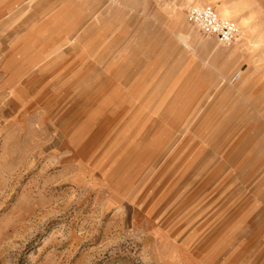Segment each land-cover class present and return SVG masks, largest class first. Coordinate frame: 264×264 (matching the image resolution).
I'll list each match as a JSON object with an SVG mask.
<instances>
[{
	"label": "rangeland",
	"instance_id": "obj_1",
	"mask_svg": "<svg viewBox=\"0 0 264 264\" xmlns=\"http://www.w3.org/2000/svg\"><path fill=\"white\" fill-rule=\"evenodd\" d=\"M0 264H264V0H0Z\"/></svg>",
	"mask_w": 264,
	"mask_h": 264
},
{
	"label": "built area",
	"instance_id": "obj_2",
	"mask_svg": "<svg viewBox=\"0 0 264 264\" xmlns=\"http://www.w3.org/2000/svg\"><path fill=\"white\" fill-rule=\"evenodd\" d=\"M186 21L201 34L212 36L223 46H231L236 40L239 29L231 21L219 18L216 11L209 6H190L186 10ZM239 78L234 74L231 81Z\"/></svg>",
	"mask_w": 264,
	"mask_h": 264
},
{
	"label": "bare ground",
	"instance_id": "obj_3",
	"mask_svg": "<svg viewBox=\"0 0 264 264\" xmlns=\"http://www.w3.org/2000/svg\"><path fill=\"white\" fill-rule=\"evenodd\" d=\"M241 56V55H240ZM240 75V74H239Z\"/></svg>",
	"mask_w": 264,
	"mask_h": 264
},
{
	"label": "crops",
	"instance_id": "obj_4",
	"mask_svg": "<svg viewBox=\"0 0 264 264\" xmlns=\"http://www.w3.org/2000/svg\"><path fill=\"white\" fill-rule=\"evenodd\" d=\"M186 16V15H185Z\"/></svg>",
	"mask_w": 264,
	"mask_h": 264
}]
</instances>
